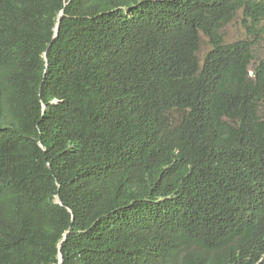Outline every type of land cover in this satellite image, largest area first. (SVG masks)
<instances>
[{"label": "trees", "instance_id": "16d2710c", "mask_svg": "<svg viewBox=\"0 0 264 264\" xmlns=\"http://www.w3.org/2000/svg\"><path fill=\"white\" fill-rule=\"evenodd\" d=\"M262 20L264 0H0V264H264Z\"/></svg>", "mask_w": 264, "mask_h": 264}, {"label": "rangeland", "instance_id": "374dc122", "mask_svg": "<svg viewBox=\"0 0 264 264\" xmlns=\"http://www.w3.org/2000/svg\"><path fill=\"white\" fill-rule=\"evenodd\" d=\"M220 33L225 42L235 41L247 37L246 30L241 25L240 12H238L230 22L221 27ZM254 41L256 42V45L253 47V54L256 62L258 59L264 57V25L258 29L257 34L254 37ZM209 48L210 44L208 39L201 35L200 49L198 51L199 57L201 58Z\"/></svg>", "mask_w": 264, "mask_h": 264}, {"label": "clouds", "instance_id": "9594fccd", "mask_svg": "<svg viewBox=\"0 0 264 264\" xmlns=\"http://www.w3.org/2000/svg\"><path fill=\"white\" fill-rule=\"evenodd\" d=\"M238 12H240V20H241V10L237 11V13H238ZM237 13H236V14H237ZM233 18H234V17H233ZM233 18H232V19H233ZM232 19H231V20H232ZM231 20H230V21H231ZM230 21H229V22H230ZM241 25H242V21H241ZM263 25H264V20H262V25H261V26H263ZM242 26H243V25H242ZM261 26H260V27H261ZM243 27H244V26H243ZM260 27H259V28H260ZM244 28H245V27H244ZM259 28H258V29H259ZM220 29H221V28H220ZM257 31H258V30H257ZM257 31H256L252 36H250V39H251V40L254 41V37H255V35L257 34ZM55 32H56V31H55ZM219 32H220V30H219ZM246 34H247V31H246ZM247 36H248V35H247ZM241 39H244V38H241ZM229 42H231V41H229ZM255 43H256V42L254 41V45H253V47L256 45ZM253 47H252V49H253ZM260 59H261V58H260ZM260 59H258V61H259ZM258 61L255 62V60H254V54H253V59L251 60V62H253V63L255 64V63H258ZM252 67H253V65H250V68H249V69H250V71H249L250 74H251V69H252Z\"/></svg>", "mask_w": 264, "mask_h": 264}, {"label": "water", "instance_id": "95a60500", "mask_svg": "<svg viewBox=\"0 0 264 264\" xmlns=\"http://www.w3.org/2000/svg\"><path fill=\"white\" fill-rule=\"evenodd\" d=\"M55 30H57V24H56ZM56 201H57V202H60V200H59L58 197H57V200H56ZM65 236H66V234L64 235L62 241L65 239ZM61 262H62V255L59 254V264H61Z\"/></svg>", "mask_w": 264, "mask_h": 264}, {"label": "bare ground", "instance_id": "6f19581e", "mask_svg": "<svg viewBox=\"0 0 264 264\" xmlns=\"http://www.w3.org/2000/svg\"><path fill=\"white\" fill-rule=\"evenodd\" d=\"M55 31H57V30H55Z\"/></svg>", "mask_w": 264, "mask_h": 264}]
</instances>
